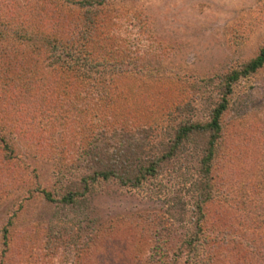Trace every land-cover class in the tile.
I'll use <instances>...</instances> for the list:
<instances>
[{"label": "rangeland", "instance_id": "rangeland-1", "mask_svg": "<svg viewBox=\"0 0 264 264\" xmlns=\"http://www.w3.org/2000/svg\"><path fill=\"white\" fill-rule=\"evenodd\" d=\"M61 2L70 22L77 23L75 3ZM104 9L117 17L114 26L128 25L131 17L139 22L127 26L124 37L104 42L103 55L114 59L113 66L79 69L90 86L88 108L80 112L71 105L65 111L70 116L63 118V104L56 102L55 111L28 101L30 127L21 122L27 134L0 123V264H62L67 253L77 256L76 264H147L153 248L164 264L171 262L192 215V161L176 157L157 178L136 188L98 181L74 205L48 202L40 189L56 197L85 172L79 150L96 123L124 130L142 125L145 150L152 153L178 121H204L219 96L220 76L239 69L264 45V0H108ZM131 35L152 41L153 50L140 54L144 44L132 48ZM90 40L92 48L97 45V38ZM81 43L90 49L87 39ZM63 56L55 63L66 61ZM98 81L106 83L107 95L98 92ZM221 124L214 194L204 207L203 232L191 261L264 264V65L233 83ZM9 221L5 247L2 228ZM49 223L66 229L58 242L48 238ZM186 257L183 252L174 264H187Z\"/></svg>", "mask_w": 264, "mask_h": 264}, {"label": "trees", "instance_id": "trees-1", "mask_svg": "<svg viewBox=\"0 0 264 264\" xmlns=\"http://www.w3.org/2000/svg\"><path fill=\"white\" fill-rule=\"evenodd\" d=\"M21 1L0 0V123L17 130L22 136L29 130L23 125L30 127L26 121L30 111L26 107L28 101L37 100L35 105L41 101L39 106L49 104L47 107L51 106L55 111H59L56 110V102L63 104L67 106L66 110L59 114L63 118L70 116L65 111H69L71 105L77 106L80 112L83 107L87 109L90 104V94H87L90 86L83 84L79 69L88 68L99 72L101 68L113 66L114 59L103 55L104 42L117 41L118 38L124 37L128 33V27L135 28L139 21L131 17L128 25L121 21L114 26L113 22L117 17L108 15L104 9L108 0H71L76 9L78 8L77 23L70 22L73 18L64 14L61 2L64 0H24V4ZM109 20L111 23L108 24ZM61 26L70 30H60L61 33H58V27ZM92 38H97V45L93 48L90 45ZM81 39H87L88 43L85 45L89 50H83ZM128 39L132 48H135L138 42L144 44L139 46V50L137 48L138 51L141 50L140 54H143L142 51L149 54L148 52L153 50L152 41L148 42L144 36L139 38L131 35ZM156 50H160V47L157 46ZM60 55H64L66 61L56 64ZM263 65L264 45L239 69H233L220 76L217 87L219 96L213 101L207 119L201 121L185 118L178 121L167 139L156 142L155 151L152 153L145 150L146 129L142 125H133L130 130H124L119 126L102 127L96 123L95 128L90 131L88 143L79 150V161H83L85 172L76 181L66 185L63 193L56 197L51 191L40 189L43 197L48 202L74 205L84 200L85 194L89 190L91 192L93 184L98 181L115 180L122 186L136 188L149 178H157L162 173L163 165L174 158L188 159L193 162L195 171V178L191 183L192 215L187 235L181 240L174 258H170L171 262L169 260L167 264L176 263L183 252H186L187 264H195L197 260L192 262L191 259L198 251L202 236L204 207L212 200L214 194L213 161L222 132L221 117L228 107L233 83L240 77L254 73ZM64 71L74 73L73 77H68ZM95 85L100 94L107 95L106 83L98 81ZM80 94L86 97H80ZM54 95H58V101L52 97ZM81 98L87 102L80 101ZM186 107L187 104L185 109ZM52 112L50 111L51 114ZM46 118L48 119L47 115L43 117L45 122ZM41 124L44 125V121ZM34 136L40 139L39 135ZM5 146L9 147L8 144ZM10 223L11 221L2 228L5 247L10 240ZM47 231L49 240L58 242L66 229L56 223H49ZM67 254L68 259L62 264H76V261H79L77 256L74 259L72 256L67 257ZM162 259L164 258L160 251L154 248L146 258L147 264H164L165 259Z\"/></svg>", "mask_w": 264, "mask_h": 264}]
</instances>
